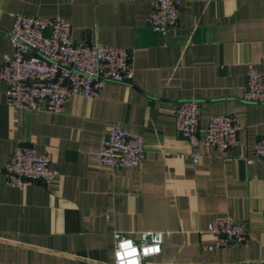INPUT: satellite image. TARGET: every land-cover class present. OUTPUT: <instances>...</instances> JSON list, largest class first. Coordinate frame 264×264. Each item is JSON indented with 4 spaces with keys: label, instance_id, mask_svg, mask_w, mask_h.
I'll list each match as a JSON object with an SVG mask.
<instances>
[{
    "label": "crops",
    "instance_id": "obj_1",
    "mask_svg": "<svg viewBox=\"0 0 264 264\" xmlns=\"http://www.w3.org/2000/svg\"><path fill=\"white\" fill-rule=\"evenodd\" d=\"M152 0H0V63L20 11L60 15L73 36L131 50L133 78L109 80L92 99L73 95L63 112L18 110L0 78V264H114L115 232L138 239L162 230V251L144 264H264V102L243 98L248 64L264 67V0H181L165 35L147 22ZM200 102V126L215 114L241 121L228 158L194 162L176 128L183 98ZM139 130L138 167L111 173L97 155L109 126ZM18 144H34L60 169L57 180L11 186L2 170ZM244 154L243 156H240ZM245 224L247 239L214 250L210 220Z\"/></svg>",
    "mask_w": 264,
    "mask_h": 264
},
{
    "label": "built area",
    "instance_id": "obj_2",
    "mask_svg": "<svg viewBox=\"0 0 264 264\" xmlns=\"http://www.w3.org/2000/svg\"><path fill=\"white\" fill-rule=\"evenodd\" d=\"M148 24L165 35L179 19L181 0H152ZM12 49L3 54L0 78L6 82V102L18 110L45 109L63 112L70 98L82 94L97 97L109 80L129 81L134 75L131 50L101 41L88 42L73 36L72 23L55 15L45 17L20 11L8 33ZM243 98L264 102V67L248 64L247 85ZM200 102L183 98L175 111L177 130L191 145V155L198 162L204 152L228 158L230 150L241 145L240 118L234 113L212 116L205 128L200 126ZM146 149L139 130L113 124L109 126L97 151L99 160L114 173L120 167L141 165ZM253 157L264 158V136L255 141ZM240 156L244 157V154ZM9 185L23 188L36 180H57L60 169L51 156L34 144H18L2 168ZM207 231L214 236L204 248L214 250L244 242L245 224L229 216L210 220ZM114 264H144L145 258L162 251L164 232L142 230L138 239L115 232Z\"/></svg>",
    "mask_w": 264,
    "mask_h": 264
}]
</instances>
